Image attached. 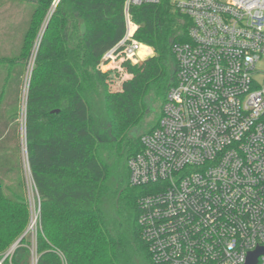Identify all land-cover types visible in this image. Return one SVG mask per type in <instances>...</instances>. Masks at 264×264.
I'll return each mask as SVG.
<instances>
[{
    "label": "trees",
    "instance_id": "obj_1",
    "mask_svg": "<svg viewBox=\"0 0 264 264\" xmlns=\"http://www.w3.org/2000/svg\"><path fill=\"white\" fill-rule=\"evenodd\" d=\"M53 1L0 0V254L29 221L26 156L37 264H153L137 222L149 186L130 185L127 161L157 126L141 130L151 95L163 92L162 107L175 81L171 45L188 40L190 21L175 0L130 7L132 37L153 55L109 87L100 66L125 56L124 0ZM21 244L13 264H29Z\"/></svg>",
    "mask_w": 264,
    "mask_h": 264
},
{
    "label": "built area",
    "instance_id": "obj_2",
    "mask_svg": "<svg viewBox=\"0 0 264 264\" xmlns=\"http://www.w3.org/2000/svg\"><path fill=\"white\" fill-rule=\"evenodd\" d=\"M159 2L124 0L118 45L134 64L140 44L128 10ZM174 8L190 21L188 40L172 43L175 81L127 161L130 185L149 186L138 200L141 238L153 264H246L257 250L254 264H264V0H175ZM23 167L33 209L0 264H13L27 237L29 264L38 261L40 201L26 156Z\"/></svg>",
    "mask_w": 264,
    "mask_h": 264
},
{
    "label": "rangeland",
    "instance_id": "obj_3",
    "mask_svg": "<svg viewBox=\"0 0 264 264\" xmlns=\"http://www.w3.org/2000/svg\"><path fill=\"white\" fill-rule=\"evenodd\" d=\"M54 1H53V3H54ZM54 8L55 7H53V9ZM51 13L52 12H50L49 15H51ZM49 15H48V17H49ZM139 62H142V61L140 60ZM139 62H137L136 64H138ZM31 64H32V61H31ZM134 65L135 64L132 61V59L128 60V58L126 56H121L118 59L114 60L112 65H111L110 70L107 73L108 74L109 87L112 85H119L120 86V84L123 80H127L124 76L127 75L128 73L132 72ZM137 67H139V64L137 65ZM29 70H30V68H29ZM257 78H260V76H257ZM162 99H163V92L160 95H156L154 93L151 95V107L150 108H151L152 112L145 115V118L141 124V130L142 131L149 129L158 123L160 116H161L160 104L162 102ZM26 187H27L26 189H27V202H28L27 208H28L29 217H30V211L33 209V207H31L33 205L32 204L33 203L32 202L33 201V199H32V195H33L32 188L33 187H32V183H31L29 176H27ZM34 195H35V193H34ZM29 199H30V201H29ZM29 202L31 203V205L29 204ZM28 239H29V237H27L26 240L28 241Z\"/></svg>",
    "mask_w": 264,
    "mask_h": 264
},
{
    "label": "crops",
    "instance_id": "obj_4",
    "mask_svg": "<svg viewBox=\"0 0 264 264\" xmlns=\"http://www.w3.org/2000/svg\"><path fill=\"white\" fill-rule=\"evenodd\" d=\"M140 46L143 47V48H145V49H147L148 52H145L143 49H139L137 51V55H136V62H139L140 60H142V58H143V60H145L146 58L151 57L153 55L152 48H150L148 46H145V45H142V44H140ZM100 67H101V69L103 71H106L108 73V71H109L107 69L108 65L107 66H102V64H101Z\"/></svg>",
    "mask_w": 264,
    "mask_h": 264
},
{
    "label": "water",
    "instance_id": "obj_5",
    "mask_svg": "<svg viewBox=\"0 0 264 264\" xmlns=\"http://www.w3.org/2000/svg\"><path fill=\"white\" fill-rule=\"evenodd\" d=\"M59 1L60 0L55 1L54 7H56V5L58 4ZM148 111H149V109L146 111V113H148ZM258 254H259V250L255 251L254 253L249 254L246 264H254Z\"/></svg>",
    "mask_w": 264,
    "mask_h": 264
},
{
    "label": "flooded vegetation",
    "instance_id": "obj_6",
    "mask_svg": "<svg viewBox=\"0 0 264 264\" xmlns=\"http://www.w3.org/2000/svg\"><path fill=\"white\" fill-rule=\"evenodd\" d=\"M139 131H140L139 129L134 130V132H133V136L136 137V136L138 135Z\"/></svg>",
    "mask_w": 264,
    "mask_h": 264
}]
</instances>
